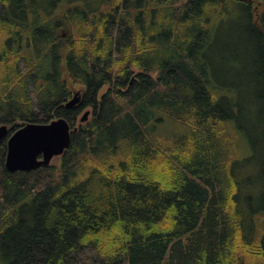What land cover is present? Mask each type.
Instances as JSON below:
<instances>
[{"label":"trees","instance_id":"16d2710c","mask_svg":"<svg viewBox=\"0 0 264 264\" xmlns=\"http://www.w3.org/2000/svg\"><path fill=\"white\" fill-rule=\"evenodd\" d=\"M11 1L0 125L64 117L72 142L12 172L0 140V264H264V142L245 136L264 113V0ZM219 35L240 51L220 62L256 63L257 84L218 79Z\"/></svg>","mask_w":264,"mask_h":264},{"label":"water","instance_id":"95a60500","mask_svg":"<svg viewBox=\"0 0 264 264\" xmlns=\"http://www.w3.org/2000/svg\"><path fill=\"white\" fill-rule=\"evenodd\" d=\"M82 98L81 90L74 92L65 106L74 107ZM90 111H85L81 121H86ZM77 130V128H75ZM71 124L64 117L50 122H28L8 136V126L0 125V140L8 137L5 167L9 171L33 170L49 165L54 157L62 155L72 142Z\"/></svg>","mask_w":264,"mask_h":264},{"label":"rangeland","instance_id":"374dc122","mask_svg":"<svg viewBox=\"0 0 264 264\" xmlns=\"http://www.w3.org/2000/svg\"><path fill=\"white\" fill-rule=\"evenodd\" d=\"M52 1L55 2L56 0H51V2ZM11 2L13 3V6L15 8H18V9H24V6H26L29 3V2H27V1L25 2L23 0H13ZM58 10L59 9L55 10V13H58ZM234 30H235V28L233 30H231V32H229V34H232L234 32ZM64 31L65 30H61V33L64 34ZM230 40H231L230 36H228V37H225L224 35L218 36V40H217V43L215 45V46H218V48L216 51H214L212 53V56L215 59V63H216V65H215L216 75H217L219 80H222V79L227 80V82H229V83L231 81L232 82L239 81V82H242V84L245 85V87L251 88L253 86L251 84H257V81H259V80H257L256 77H251V75H250V72H254V70L256 69L255 68L253 70L256 63H253L254 65H251L250 67H245L246 63L245 64H236V65H234L233 68H231V65H229L227 63L220 62L221 55H222L223 51H225V50H229L231 52V56L234 57L233 51L236 49L233 50L232 47L229 45ZM236 53L240 55V51L236 50ZM252 58H253V60H256L258 58V55L253 54ZM258 70H259V68H257L255 71H258ZM70 86H72V85H70ZM75 88L79 89L80 85H76ZM75 88H73V90ZM75 91H77V90H75ZM72 96H73V94H72ZM26 123H28V121H19L20 127L22 125H25ZM246 125H248V126L254 125L255 131H256V133H255V131H253V130L251 131L249 129L247 135L245 134V136H247V138L249 139V142L251 140H254V137H257L258 141L260 143H263L264 142V113L259 115V118L257 119L256 122H254V123L246 122ZM164 129L165 130H163V132H165V133L170 132V129L168 127H165ZM244 155H245V157H247L246 153ZM58 157L59 156L54 157L53 160L51 161V164L54 162L56 163V161L58 160Z\"/></svg>","mask_w":264,"mask_h":264}]
</instances>
